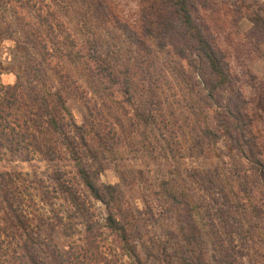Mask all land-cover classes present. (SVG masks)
I'll return each instance as SVG.
<instances>
[{
    "label": "rangeland",
    "instance_id": "1",
    "mask_svg": "<svg viewBox=\"0 0 264 264\" xmlns=\"http://www.w3.org/2000/svg\"><path fill=\"white\" fill-rule=\"evenodd\" d=\"M65 1H0L5 16L0 21V82L21 81L31 96L58 91L66 98L61 121L79 126L68 129L70 145L65 129L36 127L48 146L44 149L54 150L56 159L32 153L27 159L21 153L0 160V172L22 174L16 189L10 187L13 200L23 203L33 228L52 229L58 250L78 264H216L211 232L226 227L220 188L235 172L252 175L254 163L231 149L220 132L219 102L208 96L203 82L210 76L208 65L192 52L191 65L179 56L178 46L168 41L159 46L156 38L142 34L145 9L160 10L153 0ZM206 1L197 3L193 15L208 28L231 74L230 85L215 90V99L225 105L241 91L251 118L245 146L254 145L264 164V30L233 0ZM178 43L186 49L189 42L178 38ZM62 72L70 74L68 80L59 77ZM125 77L127 92L121 85ZM208 126L218 137H204ZM81 169L97 185H113L110 206L92 196ZM53 176L70 195L56 189L60 184ZM24 187L28 194L19 200ZM173 196L187 199L193 211L182 213L183 205ZM110 211L122 217L125 238L107 225ZM12 214L0 211V264H31L23 260V237L3 234L4 221L10 231H22ZM188 222L203 231L196 233L195 244L184 237ZM243 261L247 264L248 258Z\"/></svg>",
    "mask_w": 264,
    "mask_h": 264
},
{
    "label": "trees",
    "instance_id": "2",
    "mask_svg": "<svg viewBox=\"0 0 264 264\" xmlns=\"http://www.w3.org/2000/svg\"><path fill=\"white\" fill-rule=\"evenodd\" d=\"M67 1H65L66 4ZM153 1L157 3V8L160 10L153 9V5H149L145 9L147 25H144L145 29L142 34L156 38L159 46L165 45V41L178 46L176 48L179 49V56L187 61H190L191 57L189 56L190 54L192 56V53L205 60L210 76L207 79L205 78L203 82L208 86V96L219 102L216 105L220 109L219 111L217 110V114L220 116V132L228 137L231 149L240 151L242 155L249 160L251 159V162L254 163V173L249 171L252 175L245 174L246 171L235 172L232 174L233 177H229L226 184H223L220 188L223 197L222 204L224 205L222 222L226 224V227H220V229L211 232L213 233L212 240L214 242L216 264H245L244 258H248L247 264L250 260L252 264H264V164L258 158V154H261V152L256 150L254 145L249 143L248 148L245 146L249 142V135H251V131L247 126L251 118L248 103L244 102L241 97V91H237L236 96L228 98V102L225 105L215 99V90L223 88L225 85H230L231 74L223 56L224 53L214 44L212 40L214 38L207 34L208 28L198 23L193 15L197 3H201L204 6L207 1ZM233 2L240 7L241 14L243 13L250 17L255 21L258 28L264 30V5H260L259 0H233ZM259 5L263 11L259 9ZM0 7H2L1 4ZM89 8V6L86 7V10H89ZM255 10L257 11L254 13ZM79 11L76 9L73 17L78 15ZM100 11L107 12L104 8H100ZM65 15H69L68 9H66ZM40 16L44 20V16L41 14ZM4 18L5 16L0 11V21L5 22ZM48 26L52 28L53 23ZM178 38L189 42L186 44V49L180 47L181 44L178 43ZM29 41V38L25 39L23 45L19 44V47L24 48L26 46L25 43ZM186 50L190 53H187ZM190 64L193 65L191 61ZM44 75L48 77V74L44 73ZM45 76L43 77L45 78ZM59 77H63L62 81L63 79L68 80L70 74L62 72L59 73ZM187 80L191 79L187 77ZM121 82L123 89L129 91V78L125 77ZM24 88L25 85L21 81L12 86H6L0 82V160L6 159L9 155L21 153L27 154V159L31 158V153L41 154L47 159H56L58 155H56L54 150L48 148L46 151L44 149L48 146L39 140L37 133H35L37 131L36 127L43 130L45 126L54 132H63L65 129L67 132L64 133L66 135V138H64L65 143L70 145L68 129L78 128L79 126L74 120L70 123L61 121L64 119L60 111L66 108V98L58 91L54 94L44 93V95L36 91L31 96V94H27L24 91ZM25 96H27L28 100H25ZM55 102H59V104L56 105ZM143 120L147 122V116H144ZM203 133L206 139L218 137V133L209 126L205 127ZM80 172L92 196L110 206L115 199L112 191L113 185H97L90 179L85 170L81 169ZM20 178H22L21 173L0 172V211H3L6 215L11 211L13 214L10 219L16 218L17 222L22 226L21 232L10 231V224L4 221V226L7 225V227L2 229L3 234L12 237H17L18 235L23 237L25 241L23 243V260H28L31 264H78L71 257L65 256L58 250V247L53 242L52 229L48 231L37 226L38 229L36 230L32 225L28 224L30 220L25 214L26 208L23 207V203L19 204L13 200L16 196L10 189V187L16 189V183L20 181ZM53 179L60 184V189L58 186H56V189L58 188V190H64V192H69V195L71 194V190L63 185L59 177L53 176ZM41 183H37L36 186H40ZM22 194H28L26 187H24L23 191L18 190L17 197L20 196L19 200H21ZM105 195H108V197ZM173 199L183 205V208H181L182 213L189 215V212L193 211L194 207L187 199H179V197L176 198L174 196ZM23 200L25 199L23 198ZM76 207L80 209L78 205ZM180 217L184 218V216ZM188 217L190 219V216ZM122 220L121 216L119 218L110 211L107 216V225L116 232H120L125 238L126 227ZM61 221H64L63 218H61ZM260 223H262L261 226L259 225ZM45 224L48 223L45 222ZM48 225L52 226L51 223ZM184 229L186 230L184 231L185 239L192 244H195L196 233L201 235L203 233L202 229L196 227L194 222H188ZM208 234V231H206L205 235ZM0 242L2 243L3 239L0 238ZM1 243L0 248H2Z\"/></svg>",
    "mask_w": 264,
    "mask_h": 264
}]
</instances>
